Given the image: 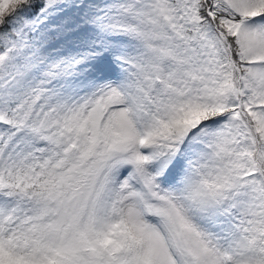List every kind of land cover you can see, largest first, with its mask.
<instances>
[{
    "label": "snow or ice",
    "instance_id": "1",
    "mask_svg": "<svg viewBox=\"0 0 264 264\" xmlns=\"http://www.w3.org/2000/svg\"><path fill=\"white\" fill-rule=\"evenodd\" d=\"M0 264H264V0H0Z\"/></svg>",
    "mask_w": 264,
    "mask_h": 264
}]
</instances>
